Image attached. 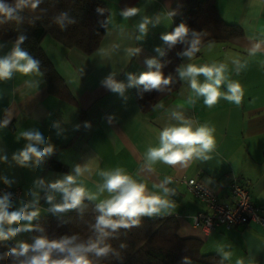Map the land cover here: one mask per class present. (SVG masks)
<instances>
[{"label":"crops","instance_id":"obj_1","mask_svg":"<svg viewBox=\"0 0 264 264\" xmlns=\"http://www.w3.org/2000/svg\"><path fill=\"white\" fill-rule=\"evenodd\" d=\"M101 1L109 19L96 52L87 55L52 38L43 41L42 49L57 83L50 86L39 67L27 75L13 71L10 78L0 80V188L20 191V198L8 203L9 213L22 208L26 213H38L30 222L4 224L5 231L9 227L30 230L0 243L31 245L35 220L77 209L54 211L55 205L64 203V194L52 189V184L73 176L75 183L70 187H83L87 193L83 201L98 205L112 196L101 191L105 183L102 173L121 169L146 186V195L159 196L171 205L159 214L141 217L175 219L177 235L199 241L204 255L216 254L228 264H264V230L260 226L218 228L204 236L191 226V218L206 209L180 182L198 177L215 195L227 199L236 180L249 191L254 205L264 203V0H215L222 20L239 28L242 36L209 45L191 58L181 55L180 70L189 64H225L226 82L220 90L227 91V82H239L243 90L240 105L220 99L210 109L203 97L194 94L189 81L180 77L175 95L148 113L141 111L134 91L137 84L129 87L128 78L138 79L153 67L147 61L156 62L164 54L167 43L162 37L172 33L186 13L185 0ZM132 8L137 9L136 14L125 17L123 13ZM145 20L146 30L141 32L139 26ZM17 47L16 43L0 41V59L10 57ZM253 50L256 54L250 55ZM233 59L246 67L237 73ZM109 78L125 85L122 94L107 87ZM198 80L203 83L205 78L201 75ZM174 112L183 120L173 116ZM184 121L193 131L205 124L215 129V147L205 154L208 158L193 157L175 166L157 161L150 170L148 149L159 146L162 130L179 127ZM29 131L44 138L45 143L36 145L38 148L51 145L53 152L21 163L19 154L29 143L35 144L23 135ZM50 162L61 168H50ZM166 178L171 182L165 184Z\"/></svg>","mask_w":264,"mask_h":264},{"label":"trees","instance_id":"obj_2","mask_svg":"<svg viewBox=\"0 0 264 264\" xmlns=\"http://www.w3.org/2000/svg\"><path fill=\"white\" fill-rule=\"evenodd\" d=\"M185 3L187 11L172 32L184 24L188 28L187 36L175 45L167 43L164 54L148 71L159 70L171 83L151 90L139 84L135 87L136 100L143 113L170 100L178 91L181 55L190 49L194 40L199 41L201 50L242 36L239 28L222 20L215 0H185ZM0 4L10 10L0 12V41L18 44L37 61L48 84L51 81L50 86L57 83L58 78L42 49L45 38L90 55L99 48L109 19V11L101 0H0ZM49 167L61 168L55 162H50ZM96 206L85 200L71 213L50 214L35 220L31 245L41 237L49 241L76 237L75 243L86 248L91 244L98 248L107 246V253L101 256L95 251L84 253L91 264H228L216 254L204 255L199 241L180 238L173 218L139 217L137 225L114 232L108 230V234L102 236L94 228L96 217L100 215ZM14 248L16 254L11 252ZM19 253L20 246L0 243V264H22L35 254L31 250L26 256ZM63 255L53 252L54 259H62Z\"/></svg>","mask_w":264,"mask_h":264},{"label":"clouds","instance_id":"obj_3","mask_svg":"<svg viewBox=\"0 0 264 264\" xmlns=\"http://www.w3.org/2000/svg\"><path fill=\"white\" fill-rule=\"evenodd\" d=\"M35 6V5H34ZM10 11L5 9L3 4H0V12ZM102 11V10H101ZM137 9H128L123 13L125 17L133 16ZM148 21L140 24L141 32L146 30ZM188 34V28L184 24H180L175 28L174 32L164 35L162 39L170 46L175 45L178 41L183 40ZM199 41L194 40L188 51L183 53L188 57H192L199 51ZM259 45L256 49H259ZM256 50H253L250 55H255ZM24 61V63H21ZM149 67H152L156 62L154 60L147 61ZM232 63L236 66V71L239 73L245 64H242L238 59H233ZM159 68V66L157 65ZM38 70V62L31 59L28 54L22 51L19 47L15 48L10 57L0 59V80L10 78L13 71L22 74H29ZM227 66L221 64H205L196 66L189 64L179 71L182 79H187L190 83V88L196 96L203 97V103L208 108H213L220 99H224L237 106L241 104L243 98L242 86L239 82H227V91L222 92L221 86L225 84V72ZM203 75L205 78L203 83H200L198 77ZM129 87L133 84L143 85L145 90L159 89L162 85L171 83V79H165L162 72L159 70L154 72H146L135 78L129 76ZM114 92L123 93L125 85L116 83L109 78L106 82ZM189 104H194L192 98H189ZM162 107V105H157ZM173 116L183 120L179 113H173ZM215 129L207 124L198 127L193 131L189 122L184 121L179 127L165 128L160 132L159 146L150 147L147 151V160L151 164L160 161L164 164L175 166L177 164H185L193 157L204 158L207 152H211L215 147L214 139ZM24 137L29 141H34L35 144L29 143L25 150L19 154V161L26 163L30 158H40L50 155L53 152V146L49 145L42 149L36 145L45 143L44 138L39 132H25ZM77 173L80 169L77 168ZM102 175L105 178L101 191L107 190L112 194L110 199L101 201L97 206V211L100 213L96 217L94 228L96 232L102 236L108 234V230L116 231L120 228H130L139 223V217L152 216L161 213L162 210L168 209L171 205L165 199H161L156 195H146V186L136 183L130 176L123 174L121 169H117L114 173L104 172ZM171 179L166 178L164 183H170ZM75 183L73 176H67L65 180L59 181L51 185L54 190L61 191L64 194V203L55 205L54 211L63 212L65 210L78 208L85 196L87 195L83 187H70ZM89 199H94L93 196H88ZM49 201L52 197H48ZM8 197L0 199V240H7L11 236H15L18 232L30 230V228H11L7 231L3 229L4 224L12 225L21 220L32 221L38 213L36 211L27 212L22 208L19 211L9 213ZM117 217V219H113ZM76 237L64 238L59 241H49L46 238H37L33 245H20V255L26 256L31 250L34 255L27 257L22 264H91L87 256L84 254L88 251H95L97 256L107 253L108 247L98 248L96 244H91L87 248L83 244L75 243ZM16 254L17 250H11ZM53 252H58L63 255L62 259H54Z\"/></svg>","mask_w":264,"mask_h":264},{"label":"built area","instance_id":"obj_4","mask_svg":"<svg viewBox=\"0 0 264 264\" xmlns=\"http://www.w3.org/2000/svg\"><path fill=\"white\" fill-rule=\"evenodd\" d=\"M171 178H175L172 174ZM186 185L194 199L202 203L205 212H200L191 218V226L208 236L218 228L225 230L239 226L256 224L264 230V203L254 205L249 191L236 180L229 187L227 199H221L205 187L198 177L192 180H181ZM8 197V203L20 198V191L14 187L0 188V199Z\"/></svg>","mask_w":264,"mask_h":264}]
</instances>
